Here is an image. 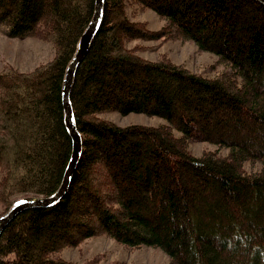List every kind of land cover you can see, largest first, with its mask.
Wrapping results in <instances>:
<instances>
[{
    "label": "trees",
    "instance_id": "trees-1",
    "mask_svg": "<svg viewBox=\"0 0 264 264\" xmlns=\"http://www.w3.org/2000/svg\"><path fill=\"white\" fill-rule=\"evenodd\" d=\"M129 1L165 24L132 20ZM95 3L0 0V31L55 47L31 71L0 69V216L19 195H50L62 182L73 148L62 86ZM172 37L216 53L224 69L207 76L127 45ZM71 101L83 151L70 188L5 226L0 264H95L61 251L103 233L160 247L171 264H264V0H105ZM114 110L169 123L122 126L100 115ZM192 141L229 151L195 155Z\"/></svg>",
    "mask_w": 264,
    "mask_h": 264
},
{
    "label": "rangeland",
    "instance_id": "rangeland-1",
    "mask_svg": "<svg viewBox=\"0 0 264 264\" xmlns=\"http://www.w3.org/2000/svg\"><path fill=\"white\" fill-rule=\"evenodd\" d=\"M127 11L132 20L145 21L150 29L158 30L165 24V20L155 10L142 7L137 2L129 1ZM127 45L136 46L137 52L144 58L151 60L168 58L175 63L183 64L191 71L207 76H215L225 67V64L218 62L216 53L203 51L193 41L183 38L149 40L136 38L129 40ZM54 54L55 47L50 41L36 36L13 38L0 31V69L12 65L21 71H31L53 58ZM100 115L122 126L132 123L153 126L169 123L163 116H150L139 112L122 114L114 110L102 112ZM174 131L177 135L181 134L178 129L174 128ZM217 148L224 155L229 151L227 147L220 148L217 143L210 141L190 142V150L195 155H200L204 150ZM244 166L247 170L254 171L259 168V163L252 164L246 161ZM21 196L23 195H19L18 198ZM61 255L77 262L92 259L95 264H171L170 256L160 247L148 245L131 247L104 233L90 236L75 246L65 247Z\"/></svg>",
    "mask_w": 264,
    "mask_h": 264
},
{
    "label": "water",
    "instance_id": "water-1",
    "mask_svg": "<svg viewBox=\"0 0 264 264\" xmlns=\"http://www.w3.org/2000/svg\"><path fill=\"white\" fill-rule=\"evenodd\" d=\"M104 1L96 0L95 11L91 21L82 33L77 49L69 62L62 86V102L64 107V120L72 137L73 148L70 160L64 172L62 182L58 189L50 195H23L17 198L12 205L0 216V235L5 226L20 212L32 207H49L62 200L67 194L73 173L78 165L83 151L82 134L78 129L74 109L71 101V93L75 82L79 64L88 53L92 40L102 22Z\"/></svg>",
    "mask_w": 264,
    "mask_h": 264
}]
</instances>
